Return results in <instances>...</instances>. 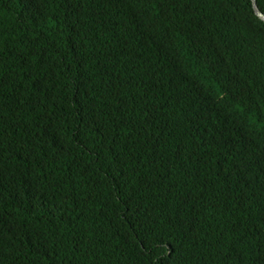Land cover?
Returning a JSON list of instances; mask_svg holds the SVG:
<instances>
[{"label": "trees", "instance_id": "16d2710c", "mask_svg": "<svg viewBox=\"0 0 264 264\" xmlns=\"http://www.w3.org/2000/svg\"><path fill=\"white\" fill-rule=\"evenodd\" d=\"M0 264H264L252 0H0Z\"/></svg>", "mask_w": 264, "mask_h": 264}, {"label": "water", "instance_id": "95a60500", "mask_svg": "<svg viewBox=\"0 0 264 264\" xmlns=\"http://www.w3.org/2000/svg\"><path fill=\"white\" fill-rule=\"evenodd\" d=\"M253 2V8L255 10V14L264 21V13L261 12V10L258 8L257 4H256V0H252Z\"/></svg>", "mask_w": 264, "mask_h": 264}]
</instances>
